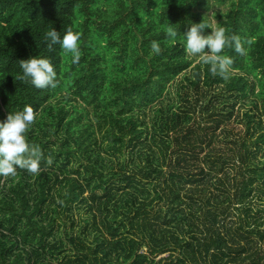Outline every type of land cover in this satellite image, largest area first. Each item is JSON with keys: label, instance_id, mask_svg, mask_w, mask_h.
<instances>
[{"label": "trees", "instance_id": "1", "mask_svg": "<svg viewBox=\"0 0 264 264\" xmlns=\"http://www.w3.org/2000/svg\"><path fill=\"white\" fill-rule=\"evenodd\" d=\"M217 2L0 0V264H264V0Z\"/></svg>", "mask_w": 264, "mask_h": 264}, {"label": "rangeland", "instance_id": "2", "mask_svg": "<svg viewBox=\"0 0 264 264\" xmlns=\"http://www.w3.org/2000/svg\"><path fill=\"white\" fill-rule=\"evenodd\" d=\"M227 10H228V7L226 5H223V4L218 3L217 0H211V7H210V9L204 11V13L207 15V17H208V19L210 21L211 27L214 30V34H213V38H212V45L214 44V42L216 41V39L219 37V35L217 33V31L219 29L218 28V22H219V20L216 18V15L219 14V13L226 12ZM213 48H214V46H211V48H210V50L208 52L209 53L212 52L213 51ZM190 56H194L196 58V63H197L202 57L206 56V54H199V55L190 54ZM189 74H190V71L187 72V75H189ZM181 81H182V76H180L179 78H177L172 83V85L168 89L167 94L165 95L164 102H166V103L167 102L174 103V102H176L178 100V98L176 96L177 85L179 83H181ZM219 98H221V96ZM242 103H244V102L242 101ZM237 104L238 105L236 106V108L234 110V116H233V118L231 120L233 122L231 127L233 128V131L234 132H240V131L243 130V125L236 124L234 122V119H236L238 117V115L240 117L239 119L241 120L242 114L244 112V110L240 108V106L242 105L241 102H238ZM158 107H159V105L158 106L153 105V106L148 107V109H147V112H146V120H147V123H148L149 130L150 129H153V122L155 120V118L153 119V117H154V111ZM260 109H261V112L259 114L261 115L262 120H264V106H263L262 102H260ZM145 142H147V141H145ZM220 146L223 147L222 145H220ZM111 159L113 161V167H115V168H119L124 163H129L128 155L127 154L124 155V156L112 157ZM71 167H75L76 168V167H79V165L76 164V163H74L73 165H71ZM115 184H117V182H114V183H112L110 185H115ZM117 186H119V184H117ZM109 190H110V193L111 194L116 193V187L111 186V188L109 187ZM96 193L99 196H103L105 194V192H102V191H98ZM119 195H120V193H119ZM77 214L80 215V218L81 217L86 218L88 216V214H89V211H87L86 209H83V208H79L78 210H76V215ZM76 219H77V217H76ZM68 228H70V227L68 226ZM122 231H123V229H122Z\"/></svg>", "mask_w": 264, "mask_h": 264}]
</instances>
